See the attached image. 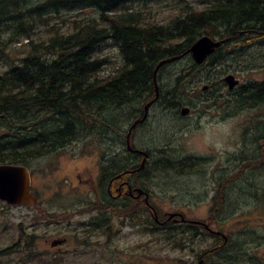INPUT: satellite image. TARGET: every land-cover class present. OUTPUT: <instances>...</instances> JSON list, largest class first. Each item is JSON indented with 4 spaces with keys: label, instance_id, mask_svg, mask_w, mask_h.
Segmentation results:
<instances>
[{
    "label": "rangeland",
    "instance_id": "1",
    "mask_svg": "<svg viewBox=\"0 0 264 264\" xmlns=\"http://www.w3.org/2000/svg\"><path fill=\"white\" fill-rule=\"evenodd\" d=\"M184 1L185 0H167L164 1L160 7L152 3L146 6L145 9L143 7L139 9L143 11L145 19L149 22L159 24L168 23L176 15L180 14L179 8H181ZM186 1L192 3L195 7H202L207 2H215L218 0H196L198 2L195 0ZM64 18H66L65 22L58 19L51 21L54 23L53 25L60 27L61 32H65L74 20H78L82 18V16L76 17L73 14H69L65 15ZM254 37H246V39L256 40L254 44L248 45L243 49H234L235 53L232 55H225V59H223V61L221 60V65L194 70L193 76L189 78L190 82L186 81L188 77L187 74L183 76L188 69V67H184L189 61L188 56L184 57L182 61L180 60L170 65V67L168 65V70H166L165 73L160 72L158 82L160 87H162L163 98L165 95L169 94L166 98L170 99L172 97V104L166 106V109L164 104V108H155V110L160 109V116L155 122H151V116L154 110L152 109L150 111V117L145 120V122H147L142 126L135 137L136 145L141 149H145L152 139L155 143L159 142V146L162 147L164 142L163 137L169 125L172 124L170 118L163 116L166 115L167 111L172 112L173 105L179 100V98L177 99V97H174L173 85L171 86L167 81L169 78L172 79L174 77L175 79L177 72L180 73L184 87L187 88L189 93V96H184L186 102L190 100L217 99V101L221 103L225 101L224 99L230 100L231 95L228 94L227 89L223 87L220 82L221 78L225 76V73L233 74L241 81V85H246L248 81L262 83L264 81V34L257 38ZM24 44L8 47L6 54L13 59V62L17 63V60L26 53L27 49ZM184 50L186 51L187 49ZM112 63L114 64H111L103 70L102 75L111 73L116 65V62ZM168 63H170V61ZM6 67L5 63L0 62V72L4 71ZM191 67L192 65H190V68ZM162 72L164 71L162 70ZM165 74L166 76H164ZM176 81L181 82L177 79ZM204 85H208L210 89L208 91L203 90ZM148 93L150 92L148 91L145 96H148ZM244 93H246V95L248 94L247 92ZM144 102H147V99L140 104L139 101H137V105L134 102L124 107L126 109L123 113L121 124V127L124 126L122 132H125V128L136 119V117L132 118L134 117V109L136 110V115L140 113V109L143 111ZM232 109L234 113L233 119H230V121L227 120V117ZM218 113L219 118L224 117L227 121H215L214 117L209 116L199 119L193 114L190 118L181 121L182 124L189 123L192 125L191 129L188 125L183 127V131L186 134L184 135V139L181 140V154H179L181 155V160L184 158L192 162L196 158L203 157L210 159L212 161L211 164H213L215 163V159L219 160L222 158L223 161L231 158L233 155L235 159H239V156H244V164L262 165L261 178H255L259 180V182L255 184V182L251 181L250 186L246 190L255 189L254 194L263 196L264 153L242 154L240 150H238L241 145L238 138L245 136L249 131L251 132V135L248 136L249 141H251L253 137L261 136L256 122L259 118L264 120V105L256 106L254 103H247L243 105L241 109L237 110L233 102L219 110ZM107 114L108 113H106V115ZM219 122L224 124L216 126L217 123L220 124ZM259 124L262 125L264 131V124ZM197 126H200L201 130L197 131L195 129ZM206 126L208 129L202 131ZM115 130L116 125L113 130L104 129L100 131L99 135L105 138L118 136L119 131ZM229 130L233 133L232 142L227 141ZM253 131H255L254 134ZM256 133H259V135ZM78 138H80L79 134L75 139ZM70 139L72 140V138ZM260 139L264 142V138ZM257 146L258 143L256 144V147ZM113 147H115L114 142H111L103 146V149ZM121 147L124 148L123 140H121ZM160 147H157V149ZM209 147L214 148L215 154L213 151L207 149ZM248 147L250 148V145H248ZM256 147H254V149ZM100 148L101 147L95 142L88 144L87 142L78 141L59 152L61 155L52 154L30 162L34 174L33 185L40 204L30 206H8L0 202V251L18 244V232L20 228H22L26 235H29L28 237L33 238V240H29V242L32 243L30 248L32 251L36 252L38 256L31 260V258H26L27 254L22 251L20 254H14L13 257L7 256L2 258L3 263L0 264H195L192 258L194 253L192 243H186V246H183L181 250L180 234L174 237L171 236L169 232H163L160 229L162 233H158L159 231H154L153 235L146 233L150 225L149 222L151 221L148 219L149 214L147 213L146 207L145 216L140 214V212L144 210L143 205L136 206L135 209L137 214L135 216L132 213L123 214L120 210L111 213L115 218L111 219L113 226L119 229L118 223H125V228H123L122 233L117 239L108 244H103V238L96 232L94 234L92 229L88 230V226H84V223L80 224V226L78 225V223H82V221L88 220L91 217L89 214L82 216L86 213L84 208L86 207V202L91 200V195L89 194V197H87L81 193L84 191L82 185H77L80 189H76L75 187L72 188L74 184L76 185V182L71 178V172L72 169L77 168V166L82 167L83 164L90 163L89 157L83 155L86 153V150L93 149L90 153L94 154L97 152L96 150ZM245 150L248 149L245 147ZM73 154L78 155L73 156ZM57 155L58 157H56ZM131 155L133 154H128L125 151L124 154H122V158ZM179 155H166V157L170 156V159H168L171 164L169 168L174 166V161L180 158ZM74 159L76 163L72 164L75 162ZM203 164L204 162H202V166ZM175 169L178 168L175 167ZM186 169L187 167L182 169L184 174L181 173V176H179L180 172H169V174L174 175V178L177 180L173 181V184L167 187L162 185L166 180L164 179L163 181V179L159 177L155 178L152 184L150 183L149 186L153 185L156 191L152 193L154 197L150 201L153 205L151 206L156 209L159 215H163L164 213L168 214L171 213V211L185 213L186 217L189 219L188 221L191 220L190 222L201 219L217 220L214 222L218 228L223 229L230 227L232 230L234 229L235 234H233L232 240L238 247L237 250L236 247H234V251L231 254L228 252L231 256L232 254L234 255L232 258L235 257V260L245 259L244 264H264V197H262V200L259 202L247 201L243 197L236 201L239 197H237L235 191L237 188L243 186V183L239 182L236 184L235 190L230 196L232 202L230 201L223 205L221 212L219 207L218 211L214 210L216 204H209L206 198L202 199L201 202L192 199L191 202L181 203V200L189 199L188 196L191 193L195 191H204L206 186L205 179L197 175L200 173L199 171L194 169L183 171ZM153 174L158 173L156 172ZM179 177H182V179H179ZM149 186L148 189H150ZM239 191L240 188L237 192L239 193ZM249 193V191H245L240 195L249 196ZM54 195H58L57 201L53 200ZM226 211L230 213L229 216H224L227 214ZM73 212L76 213L74 214ZM66 213H69L65 215L67 216L65 218L67 222H60L57 224L56 215H63ZM224 217H227L226 221H222ZM138 222L140 223L139 227L134 225ZM89 234H93V237H88ZM61 237L68 238L66 245L62 247L50 245L53 239ZM101 244L103 245L100 246ZM19 245L22 246L23 242H20ZM242 248V253L238 254L237 251ZM9 258H12V260H8Z\"/></svg>",
    "mask_w": 264,
    "mask_h": 264
},
{
    "label": "trees",
    "instance_id": "2",
    "mask_svg": "<svg viewBox=\"0 0 264 264\" xmlns=\"http://www.w3.org/2000/svg\"><path fill=\"white\" fill-rule=\"evenodd\" d=\"M138 1L149 0H0V62L11 64L0 72V164L27 165L65 146L69 141L64 138L85 132V106L97 111L104 129L116 125L118 130L124 107L151 93L157 62L187 49L203 34L223 35L230 52L256 42L246 37L264 34V0H218L200 9L185 4L181 19L168 26L149 23L140 12L119 13ZM69 14L82 18L61 32L51 21L65 22ZM178 37L181 45L175 44ZM19 44L27 51L12 64L6 51ZM105 48H116L123 64L100 77L107 59L99 54ZM248 96L242 104L264 102V86ZM18 235V244L0 251V263L22 251L26 258H37L30 248L33 238L22 228Z\"/></svg>",
    "mask_w": 264,
    "mask_h": 264
},
{
    "label": "flooded vegetation",
    "instance_id": "3",
    "mask_svg": "<svg viewBox=\"0 0 264 264\" xmlns=\"http://www.w3.org/2000/svg\"><path fill=\"white\" fill-rule=\"evenodd\" d=\"M167 67L168 65L165 66V68ZM176 79L180 80L181 82L176 81ZM173 82L174 84L184 86L183 79H181V75L179 72H177L175 79L173 77ZM208 89H210L209 86ZM182 97L184 98V96ZM163 99L164 98L161 95L160 98L157 100L158 102L156 101L155 105L150 109V111L152 109L154 110V113L151 116V122H155L159 118L160 109L155 110V108L163 107ZM229 102L232 101L230 100ZM228 104L229 103L226 101H222L221 103H219L217 99L190 100L188 102H186L185 99H179L173 105V111H167L166 115L163 116L170 118L172 124L169 125V127L167 128L168 130L165 136L163 137L164 142L162 147L159 146V142L155 143V141L151 139L145 150L146 156L142 164V158L136 154L122 158V155L119 153H113L112 155L108 154L106 156L107 152H105L98 158V161H90V164L83 166L79 171L75 169V179L77 183L82 184L85 192L87 191L86 188L90 190L94 189L96 187V182H98V194H96L93 190L91 192L94 194L92 198L94 202H102L104 204H107V209H109V211L106 210L101 213V217L106 216L107 219H102L99 222L102 236L105 239L111 240L112 238H117L121 234V232L116 229V227H112L111 223L109 222V219H115L111 214L114 213L111 211L112 206L121 208L120 212H123V214L132 213L135 216L137 214V211L135 209L136 206L143 205L144 210L141 211L140 214L145 216L146 207L147 213L150 217H148V219H150L151 221L149 222L150 225L148 227L149 233L152 235L154 234V222H156L157 225H159L160 228H162L163 230H168V226L179 227V232L181 235V248L183 246H186V243L188 242L192 243L194 252L192 258L195 259L196 264L245 263V259L235 260V257L232 258V256L234 255H230L234 251V247H236V250L238 247V245L234 244L232 240V236L233 234H235L234 229L232 230L230 227H226L223 229L218 228L214 222L217 220L214 219H201L194 221L193 224V221H188L189 219L186 217L185 213H181L179 211H171V213H164L163 215H159V213L154 207H152L153 205L150 203L151 199L154 197L152 193L156 192L153 185L149 186L150 183L152 184L154 179L159 177L162 178L163 181L165 179L167 182H163V186L167 187L169 185H172L173 181L177 179L174 178V175L169 174V172H180L179 176H181V173H183L182 169L185 167H187V169L183 171H190L192 169L199 171L200 173L197 175H200V177H203L205 179L206 186L204 191H195L194 193H191L188 196L190 201L189 199L181 200V203L191 202L192 199H196L201 202L202 199L206 198V201L209 204H216L214 210L218 211L217 204H219L221 212L223 209V205L231 201L230 196L232 192H234L236 184L239 182H242L243 186L239 187V193L237 192L239 188H237L235 191L237 197H239L236 201H238L242 197L247 201L252 202L262 200V197H264V195L259 196L254 194L255 189H251L252 187L250 188L251 190H246L250 186L251 181L255 182V184L259 182V180L252 178L255 177L257 173H261L262 165L244 164V156H239V159H235L233 155L231 156V158L223 161L222 158L219 160L215 159V163L211 164L212 161L210 159H206L203 157L196 158L194 159V161L191 162L184 158L181 160V155H179L181 154V140L184 139V135L186 134L183 131V127L188 125L190 129L192 128L191 124H182L181 121L190 118V116L193 114L199 119L209 116L214 117L215 121L220 120L221 122H223L226 119L224 117L219 118L218 111L226 107ZM166 106L168 105L165 104V109ZM184 107H187L189 109V114L185 116L181 115V110ZM231 114L233 115V109L231 110L228 117H230ZM221 122H219L220 124L217 123L216 126L224 124ZM260 122H263V120L259 118L256 122L259 130L263 129L262 125L259 124ZM207 128L208 127L206 126L202 130ZM195 129L199 131L201 130V127L197 126ZM254 132L255 131H253V134ZM260 132L261 136L253 137L251 141H249L248 138L251 133H249L246 137H242L241 145L238 150H240L242 154L264 153V142L260 139L264 138V132ZM256 134L259 135V133ZM64 140L70 142L71 139L67 137L64 138ZM232 140L233 133L231 130H229L227 135V141L232 142ZM256 140L257 142H254ZM257 143L258 146L256 147ZM248 145H250V148L248 147ZM157 147L160 148L157 149ZM245 147L248 150H245ZM254 147L256 148L254 149ZM207 149L213 151V153L215 154L214 148L209 147ZM167 154H171L172 156H180L179 159L174 161L175 164L172 168H168L171 164L168 160L170 159V156L166 157ZM240 159L242 160V162H239ZM202 162H204L203 166ZM175 167L178 169H175ZM156 172L158 174H153ZM179 179H182V177H179ZM148 186L150 187V189H148ZM137 189H140L141 195L138 192L136 193ZM245 191L250 192L249 196L240 195ZM229 214L230 213L227 212V214L224 216H229ZM181 217L184 219V221H181ZM177 220L181 222L176 223ZM226 220L227 217H224L222 221ZM122 224L125 225V223H118V226L121 227ZM190 224H192L193 227L186 228V225ZM242 251L243 248L237 251V253L241 254ZM228 252H230V254Z\"/></svg>",
    "mask_w": 264,
    "mask_h": 264
},
{
    "label": "water",
    "instance_id": "4",
    "mask_svg": "<svg viewBox=\"0 0 264 264\" xmlns=\"http://www.w3.org/2000/svg\"><path fill=\"white\" fill-rule=\"evenodd\" d=\"M219 43H213L210 39L203 38L197 41L190 49L194 59L202 62L206 56L218 47ZM225 81L232 89L237 81L232 76L225 78ZM30 179L27 170L19 166H0V200L8 204H30L34 198L29 192Z\"/></svg>",
    "mask_w": 264,
    "mask_h": 264
},
{
    "label": "bare ground",
    "instance_id": "5",
    "mask_svg": "<svg viewBox=\"0 0 264 264\" xmlns=\"http://www.w3.org/2000/svg\"><path fill=\"white\" fill-rule=\"evenodd\" d=\"M139 2V1H138ZM135 3V2H134ZM216 3V2H215ZM214 3V4H215ZM76 4V3H75ZM188 12V11H187ZM116 13V12H115ZM118 15H120V14H118ZM190 15V14H189ZM103 19V18H102ZM143 19V18H142ZM139 20V19H138ZM98 22V21H97ZM86 24V23H85ZM129 24V23H128ZM253 25V24H252ZM84 28V27H83ZM109 29V28H108ZM176 29V28H175ZM259 29V28H258ZM175 31V30H174ZM178 31V30H177ZM79 32V31H78ZM222 32V31H221ZM254 32H255V30H254ZM106 33V32H105ZM188 33V32H187ZM121 35V34H120ZM123 36V35H122ZM217 36V35H216ZM244 36V35H243ZM251 36V35H250ZM120 37V36H119ZM230 37V36H229ZM167 38V37H166ZM222 38H223V35H222ZM257 38V37H256ZM233 39V38H232ZM239 40V39H238ZM226 41V40H225ZM228 41V40H227ZM236 41V40H235ZM233 42V41H232ZM231 43V42H230ZM234 43V42H233ZM122 44V43H121ZM225 44H227V43H225ZM51 45V44H50ZM226 46V45H225ZM237 46V45H236ZM162 49V48H161ZM78 52V51H77ZM172 53V52H171ZM158 54V53H157ZM167 55V54H166ZM264 58V57H263ZM157 59V58H156ZM225 59V58H224ZM255 60V59H254ZM223 61V60H222ZM156 62V61H155ZM255 62H256V60H255ZM222 63V62H221ZM165 66H167V65H165V64H162L160 61H158L157 62V64L154 66V69H153V72L154 71H156V70H160V72L161 73H165V71L166 70H168V68H165ZM250 66V65H249ZM251 67V66H250ZM227 68V67H226ZM162 70L164 71V72H162ZM38 71H40V70H38ZM36 72V71H35ZM25 73V72H24ZM186 75V74H185ZM164 76H166V74L164 75ZM149 77V76H148ZM169 77V76H168ZM159 79V78H158ZM172 81H173V78L172 79H168V81H167V83H169V84H171V86L173 85V89H174V97H181V100H183L184 98L182 97V95L180 96V90L182 91V89H183V87L184 86H180V85H178V84H174V82L172 83ZM36 85V84H35ZM65 86V85H64ZM94 86V85H93ZM67 87V86H66ZM181 87V88H180ZM14 89V88H13ZM65 89V88H64ZM67 89V88H66ZM152 89H153V86H152ZM36 92V91H35ZM66 92V91H65ZM10 93V92H9ZM151 94V93H150ZM150 94H147L148 96L150 95ZM215 94V93H214ZM213 95V94H212ZM163 96V95H162ZM167 96H169V94L168 95H165V97H164V106H165V104H167V105H169V104H172V97L170 98V99H168V98H166ZM44 97V96H43ZM147 97V96H146ZM162 100V101H163ZM95 101V100H94ZM122 102V101H121ZM158 102V101H157ZM101 103V102H100ZM106 103V102H105ZM175 103V102H174ZM95 104H97V103H95ZM116 104H118V103H116ZM126 104V103H125ZM124 104V105H125ZM163 104V103H162ZM182 104V103H181ZM99 105V104H98ZM109 105V104H108ZM123 105V104H122ZM155 105V104H154ZM103 106V105H102ZM112 106V105H111ZM110 106V107H111ZM123 107V106H122ZM136 107H138V106H136ZM176 107V106H175ZM170 108V107H169ZM117 109V108H116ZM174 109V108H173ZM104 110V109H103ZM118 110H120V109H118ZM61 111V110H60ZM67 111V110H66ZM122 111V110H121ZM131 111V110H130ZM27 112V111H26ZM25 112V113H26ZM69 112H70V110H69ZM116 112V111H115ZM43 113V112H42ZM100 113V112H99ZM101 113H103V112H101ZM122 113V112H121ZM130 113V112H129ZM113 114V113H112ZM118 114V113H117ZM132 114V113H131ZM29 115V114H28ZM127 115H129V114H127ZM127 115H125V116H127ZM134 115H136V110L134 109ZM125 116H124V119H125ZM112 117H114V116H112ZM120 117V116H119ZM64 118V117H63ZM123 118V117H122ZM98 119H99V117H98ZM130 119V118H129ZM128 119V120H129ZM59 120V119H58ZM79 120V119H78ZM60 121V120H59ZM50 122V121H49ZM54 122V121H53ZM117 122V121H116ZM70 123V122H69ZM72 123V122H71ZM74 124V123H73ZM119 125V124H118ZM117 125V126H118ZM104 126V125H103ZM115 126V125H114ZM181 126V125H180ZM119 128V127H118ZM65 129V128H64ZM69 129V128H68ZM78 129V128H77ZM181 130V129H180ZM105 134H106V132H105ZM103 135V134H102ZM107 135V134H106ZM257 141V140H256ZM64 142H65V140H64ZM171 148H173V147H171ZM163 152V151H162ZM261 153V152H260ZM150 154V153H149ZM153 157V156H152ZM148 158V157H147ZM150 159V158H149ZM179 159V158H178ZM164 160V159H163ZM158 161V160H157ZM156 162V161H155ZM180 162V161H179ZM172 163V162H171ZM229 177V176H228ZM224 252V251H223ZM223 258V257H222ZM224 261V260H223ZM226 261V260H225ZM228 261V260H227Z\"/></svg>",
    "mask_w": 264,
    "mask_h": 264
}]
</instances>
